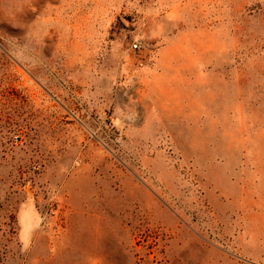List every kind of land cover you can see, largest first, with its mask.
I'll use <instances>...</instances> for the list:
<instances>
[{
    "label": "rangeland",
    "instance_id": "1",
    "mask_svg": "<svg viewBox=\"0 0 264 264\" xmlns=\"http://www.w3.org/2000/svg\"><path fill=\"white\" fill-rule=\"evenodd\" d=\"M0 264H264V0H0Z\"/></svg>",
    "mask_w": 264,
    "mask_h": 264
},
{
    "label": "built area",
    "instance_id": "2",
    "mask_svg": "<svg viewBox=\"0 0 264 264\" xmlns=\"http://www.w3.org/2000/svg\"><path fill=\"white\" fill-rule=\"evenodd\" d=\"M133 48L134 49H137L138 48V45L137 44H134Z\"/></svg>",
    "mask_w": 264,
    "mask_h": 264
}]
</instances>
